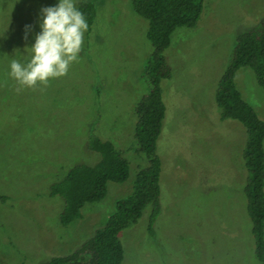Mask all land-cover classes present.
Listing matches in <instances>:
<instances>
[{"label":"rangeland","instance_id":"374dc122","mask_svg":"<svg viewBox=\"0 0 264 264\" xmlns=\"http://www.w3.org/2000/svg\"><path fill=\"white\" fill-rule=\"evenodd\" d=\"M58 2L0 0V196L6 198L0 200V264H43L73 252L103 226L147 165L136 151L133 107L149 90L142 72L152 47L131 0H75L77 8L95 7L79 61L47 87L17 90L10 63H27L40 10ZM263 15L264 0H203L196 27L173 33L156 143L160 213L153 234L151 207L120 232L122 264H259L243 193L245 130L219 118L214 94L236 38ZM234 82L264 121V89L253 71L239 69ZM91 136L124 153L129 177L108 182L102 200L85 204L81 218L62 227L63 203L49 197V186L72 167L99 161Z\"/></svg>","mask_w":264,"mask_h":264},{"label":"trees","instance_id":"16d2710c","mask_svg":"<svg viewBox=\"0 0 264 264\" xmlns=\"http://www.w3.org/2000/svg\"><path fill=\"white\" fill-rule=\"evenodd\" d=\"M131 8L146 21V37L152 47L142 72L149 90L133 107L136 151L144 155L147 165L136 173L131 192L116 202L114 212L102 227L70 254L49 257L43 264H122L124 249L119 234L137 223L147 207L152 209L148 231L153 234V224L160 213L161 163L156 143L166 111L161 83L171 78L165 51L177 29L196 27L203 11V0H131ZM78 9L85 15L89 28L95 16L94 5L81 3ZM252 26L236 38L214 100L220 119L236 121L245 130L241 153L246 170L245 209L254 257L259 264H264V121L243 100L234 82L236 72L246 67L253 71L257 84L264 89V15ZM89 148L99 154L97 163L74 166L62 179L49 186V197L60 198L63 203L59 214L62 227L81 218L85 204L102 200L108 182L124 183L129 177V163L124 153L111 142L91 136ZM5 199L0 196L1 201Z\"/></svg>","mask_w":264,"mask_h":264},{"label":"clouds","instance_id":"9594fccd","mask_svg":"<svg viewBox=\"0 0 264 264\" xmlns=\"http://www.w3.org/2000/svg\"><path fill=\"white\" fill-rule=\"evenodd\" d=\"M40 32L30 47L27 63L13 59L10 76L23 88L47 87L50 80L63 77L73 63L79 61L88 30L85 15L76 7L75 0H59L58 4L40 10ZM25 26V39L30 29Z\"/></svg>","mask_w":264,"mask_h":264}]
</instances>
